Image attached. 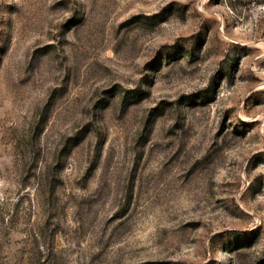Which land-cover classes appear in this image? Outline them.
<instances>
[{
  "label": "rangeland",
  "instance_id": "374dc122",
  "mask_svg": "<svg viewBox=\"0 0 264 264\" xmlns=\"http://www.w3.org/2000/svg\"><path fill=\"white\" fill-rule=\"evenodd\" d=\"M264 0H0V264H264Z\"/></svg>",
  "mask_w": 264,
  "mask_h": 264
},
{
  "label": "built area",
  "instance_id": "2783aa9c",
  "mask_svg": "<svg viewBox=\"0 0 264 264\" xmlns=\"http://www.w3.org/2000/svg\"><path fill=\"white\" fill-rule=\"evenodd\" d=\"M263 219H264V217H263Z\"/></svg>",
  "mask_w": 264,
  "mask_h": 264
}]
</instances>
